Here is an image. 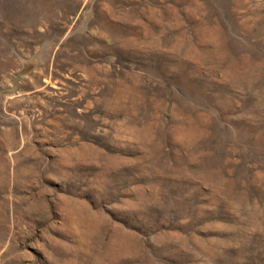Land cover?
<instances>
[{
  "label": "rangeland",
  "instance_id": "rangeland-1",
  "mask_svg": "<svg viewBox=\"0 0 264 264\" xmlns=\"http://www.w3.org/2000/svg\"><path fill=\"white\" fill-rule=\"evenodd\" d=\"M0 264H264V0H0Z\"/></svg>",
  "mask_w": 264,
  "mask_h": 264
}]
</instances>
